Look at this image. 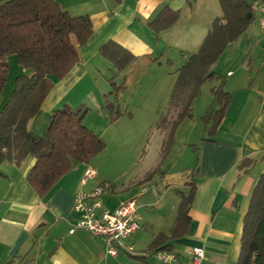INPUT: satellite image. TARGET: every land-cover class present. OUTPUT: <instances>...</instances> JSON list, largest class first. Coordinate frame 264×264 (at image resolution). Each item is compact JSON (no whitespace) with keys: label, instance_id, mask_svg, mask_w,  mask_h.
Masks as SVG:
<instances>
[{"label":"crops","instance_id":"0c3cea01","mask_svg":"<svg viewBox=\"0 0 264 264\" xmlns=\"http://www.w3.org/2000/svg\"><path fill=\"white\" fill-rule=\"evenodd\" d=\"M54 1L71 16L88 15L92 34L85 44L77 45L79 61L62 79L54 81L37 113L28 121L27 129L42 136L52 110L62 105L75 107L81 101L105 117L104 93L106 89L112 93V86L109 87L106 81V77L111 75V64L100 54L99 48L112 40L135 56L114 82L118 83L122 75L129 80L136 73L148 76L152 87L157 86L156 95L158 93L160 100L157 97L149 101L148 110L154 108L158 117L157 121L150 122L149 131L156 132L158 142H163L165 133L158 128V121L168 106L176 71L191 53L197 51L211 22L220 16L218 1ZM247 1L251 4L256 0ZM165 7L178 10L179 17L173 25L155 33L149 22ZM262 17V14L254 12V20L248 28L225 47L238 52L237 47H242L245 34L249 41L253 37L257 41L262 40L259 42L262 44L261 55L245 57V49L240 50L236 71L228 69L224 77L218 75L219 78L215 79L216 85L223 80V90L231 95L229 105L209 140H202L206 137L202 126L198 143L194 144L196 150L186 156L187 159L175 156L166 164V159L162 162L157 155L152 168L136 170L124 182L119 180L120 176L102 171L93 161L74 163L43 196L26 179L34 164L33 157L27 156L20 164L3 161L0 164V264L8 261L12 264H176L163 263L155 250L149 248L160 233L167 236L163 244L170 245L179 264H191L190 251L197 246L203 248L210 264H234L250 194L264 166ZM7 61L9 74L0 97V110L14 88L15 78L20 74H31L30 70L17 63L14 55L8 56ZM171 73L175 74L173 80L167 77ZM200 94L192 103L194 126L197 118L210 106L217 107L210 90L208 98H205L209 102L205 106V100L204 103L201 101L198 108H202L195 114ZM84 124L90 129L95 125L88 116ZM180 128H177L175 138ZM189 132V126L181 129L187 147L191 145L187 142ZM247 159L251 162L242 164ZM121 165L117 164V171H121ZM87 168L93 169L95 174L82 184L80 180ZM102 182L109 184L102 194L105 209L113 210L130 199H135L138 204L140 226L125 240V244L133 246V253L121 249L116 255H109L104 250L101 237L79 228L69 232L80 216L74 209L77 191H89ZM190 182L195 184V192L188 211L186 231L171 237L180 200L175 190L186 192Z\"/></svg>","mask_w":264,"mask_h":264},{"label":"trees","instance_id":"16d2710c","mask_svg":"<svg viewBox=\"0 0 264 264\" xmlns=\"http://www.w3.org/2000/svg\"><path fill=\"white\" fill-rule=\"evenodd\" d=\"M120 2V0H115ZM221 14L215 17L199 48L191 53L177 69L168 106L161 113L158 128L165 132L162 159L169 151L176 129L184 119L192 117V103L200 94L202 84L219 78L212 65L225 47L235 41L254 20V11L247 0H217ZM178 10L165 7L149 22L159 33L173 25ZM92 34L88 15L71 16L54 0H0V97L9 74L7 58L16 57L17 63L31 71L15 78L14 88L0 110V164L13 161L20 164L27 156L34 164L27 173V182L43 196L67 173L74 163H89L103 148L102 139L84 124L88 108L63 105L52 110L42 136L27 129L28 121L37 113L44 98L54 85L79 61L77 45H83ZM100 54L111 64L109 82L119 91L123 84L114 82L135 56L118 43L108 40L99 48ZM224 82L212 87L215 109L210 106L200 117L209 140L224 118L231 95L223 90ZM112 118L119 116L113 105L105 103ZM172 112L171 119L168 118ZM196 150V146H193ZM244 160L242 164L250 163ZM252 188L249 204L243 217L240 248L234 264H264V166ZM186 192L176 189L179 204L171 237L185 233L195 184L187 183ZM166 235L154 237L149 248L171 251L163 244ZM3 264H12L8 261Z\"/></svg>","mask_w":264,"mask_h":264},{"label":"rangeland","instance_id":"374dc122","mask_svg":"<svg viewBox=\"0 0 264 264\" xmlns=\"http://www.w3.org/2000/svg\"><path fill=\"white\" fill-rule=\"evenodd\" d=\"M242 37L244 42H242V47L238 48L237 44H235L238 52H236L233 48L227 47L224 49L218 60L212 65V70L220 77H224L223 74L228 69L236 71L235 67L239 62V57L241 56L240 50L245 49V57H256L261 55L259 51L262 44L259 42L262 40L257 41V39L253 37L249 41L247 40L246 34ZM118 75L119 73L117 76ZM174 75V73H171L167 75V77L173 80ZM110 77L111 75H109L108 78L106 77L109 87H111L109 82ZM147 78L148 76L144 74L138 75L134 73L132 78L127 80V78L122 75L116 85H120L121 83L125 85V88L123 86L118 93L116 90L114 91L112 87L111 94H109L110 89H106L103 97L105 113L104 118H102L101 112L96 111V108H93L86 103L84 104V101L79 103L84 104V106L88 108L86 116H88L90 120H93L95 124L91 130L96 133L104 143V148L95 157H93L91 162L93 161L101 168L102 171L111 173L112 176H120L119 180L121 182L131 178L133 176V172L136 170L141 171L143 169L147 170L148 168H152L154 166L153 163L157 161V155H160L162 159V140L158 142L159 135L156 132L152 133L149 131L150 122L157 121L156 119L158 117L157 111L154 108L148 110L150 107L149 101L156 100L158 97V93L156 95L157 86L152 87V81ZM216 82L217 80L214 78L213 80H207L204 82L199 96L200 98L198 97V100L196 101L199 104L196 105L195 114H197L198 110L202 108H198V105H200L201 101L204 103L205 98H208L211 88L218 86L216 85ZM147 100L148 102L146 104L145 101ZM207 102L209 101L205 100V106ZM105 103L113 104V109L118 110L119 116L117 118H112V114L110 110L105 107ZM172 116L173 113L170 112L168 118L171 119ZM200 117L199 119L197 118L198 122H196V126L193 125L194 122L192 117L184 119L185 122H183V120V123H180L179 126H181V128L178 133V137L175 138L174 135L173 143L163 158V160L166 159V164L175 156L181 157L183 160V158L187 159V157L193 153L194 149L192 145H197L199 134L200 132L202 133L203 130V124L201 123ZM186 126L190 127V132L187 136L189 138V141L187 142L191 144L189 147L184 144L186 142L185 136H181V129H184ZM204 134L207 135L206 131ZM120 163H122L121 171H117V164L119 166ZM123 171H126V173H122Z\"/></svg>","mask_w":264,"mask_h":264},{"label":"built area","instance_id":"2783aa9c","mask_svg":"<svg viewBox=\"0 0 264 264\" xmlns=\"http://www.w3.org/2000/svg\"><path fill=\"white\" fill-rule=\"evenodd\" d=\"M251 9L263 15L260 26L264 28V0L252 1ZM94 170L87 168L80 182L86 183L94 176ZM109 186L102 182L93 186L89 191L79 189L75 195L74 209L79 213V220L69 230L72 233L76 228L102 238L106 254L116 255L123 249L133 253V246L125 244L140 226L141 214L135 199H130L113 210L103 207L102 194ZM157 257L163 263H178L177 255L173 251H158ZM191 264H210L206 261L202 247H193L190 251Z\"/></svg>","mask_w":264,"mask_h":264}]
</instances>
